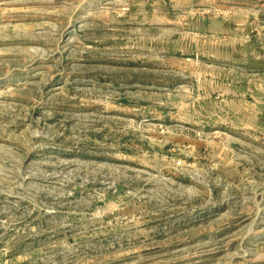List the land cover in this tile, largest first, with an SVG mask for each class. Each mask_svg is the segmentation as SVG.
I'll return each mask as SVG.
<instances>
[{
  "label": "rangeland",
  "instance_id": "obj_1",
  "mask_svg": "<svg viewBox=\"0 0 264 264\" xmlns=\"http://www.w3.org/2000/svg\"><path fill=\"white\" fill-rule=\"evenodd\" d=\"M0 264H264V0H0Z\"/></svg>",
  "mask_w": 264,
  "mask_h": 264
}]
</instances>
